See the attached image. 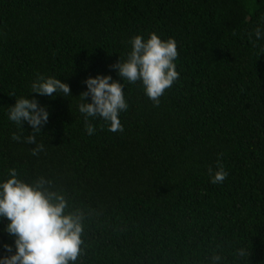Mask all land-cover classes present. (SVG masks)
Returning <instances> with one entry per match:
<instances>
[{
	"label": "trees",
	"instance_id": "trees-1",
	"mask_svg": "<svg viewBox=\"0 0 264 264\" xmlns=\"http://www.w3.org/2000/svg\"><path fill=\"white\" fill-rule=\"evenodd\" d=\"M153 32L178 49L179 78L158 106L111 67ZM38 75L71 95L32 93ZM100 75L123 85L122 132L79 111L84 81ZM21 97L46 107L41 131L9 120ZM29 135L44 145L38 155ZM218 160L228 175L213 184ZM10 169L29 184L50 180L83 213L82 240H264V0H0V183ZM8 223L0 240H15ZM81 248L74 264H264V241ZM14 252L15 241H0V258Z\"/></svg>",
	"mask_w": 264,
	"mask_h": 264
},
{
	"label": "clouds",
	"instance_id": "clouds-1",
	"mask_svg": "<svg viewBox=\"0 0 264 264\" xmlns=\"http://www.w3.org/2000/svg\"><path fill=\"white\" fill-rule=\"evenodd\" d=\"M255 36L260 38L259 28ZM131 45L127 59H120L111 67L118 70L123 80L133 84L142 82L146 95L158 106L165 90L179 78L174 63L178 57L177 42L174 38L163 40L153 32L147 40L140 35L133 37ZM84 83L88 91L80 94L81 100L86 102L79 105V111L88 117L103 118L109 122V131L122 132L118 117L128 108L122 83L113 81L110 75L90 77ZM31 87L32 93L41 96H53L57 92L65 97L71 95L70 86L54 77L38 75ZM89 96L91 103L87 102ZM8 118L18 126L27 121L34 132H39L47 123L49 113L36 99L21 97L9 108ZM85 127L89 135L94 134V125L86 121ZM12 139L19 141L21 137L13 133ZM26 142L36 144L35 135H29ZM43 148V144H36L32 154L38 155ZM9 172L11 178L0 183V219L9 221L6 231L15 237V252L0 258V264H74L82 253L83 213L68 211L65 196L51 190L50 180L41 177L29 184L17 178L16 169ZM212 172L210 167L209 173ZM227 175L218 160L212 183H223ZM4 247L8 253H13L12 245ZM245 254L244 250L239 251V255ZM220 259L219 255L212 256L214 262Z\"/></svg>",
	"mask_w": 264,
	"mask_h": 264
}]
</instances>
